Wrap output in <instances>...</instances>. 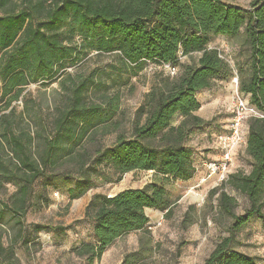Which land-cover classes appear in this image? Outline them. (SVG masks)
<instances>
[{
  "label": "trees",
  "instance_id": "obj_1",
  "mask_svg": "<svg viewBox=\"0 0 264 264\" xmlns=\"http://www.w3.org/2000/svg\"><path fill=\"white\" fill-rule=\"evenodd\" d=\"M241 29L249 63L238 71V88L262 116L249 118L250 170L231 173L226 182L250 205L235 213L231 195L210 190L218 191V210L231 220L228 234L201 264H258L257 256L232 243L253 215L264 223V0H251L247 7L229 0H0V264H18L14 245L27 243L30 231L47 228L33 223L28 229L24 221L36 184L47 187L61 178L74 199L98 176L115 181L132 170L153 172V180L141 187L112 196L96 192L88 199L83 214L92 221L96 244L79 250L90 258H99L116 238L145 228L146 208L169 211L165 183L170 177L188 180L195 171L186 145L204 123L196 114L195 93L230 71L218 49L209 46L210 36H235ZM93 52L116 56L120 73L135 75L148 62L175 69L152 83L135 109L130 133H118L110 145L95 139L111 130L119 94L108 93L110 86L96 69L63 73L65 61ZM194 52L200 53L196 62L177 71L179 54ZM47 80H58L62 92L51 114L24 93L29 84ZM176 115L181 118L172 124ZM5 226L11 230L7 244Z\"/></svg>",
  "mask_w": 264,
  "mask_h": 264
},
{
  "label": "rangeland",
  "instance_id": "obj_2",
  "mask_svg": "<svg viewBox=\"0 0 264 264\" xmlns=\"http://www.w3.org/2000/svg\"><path fill=\"white\" fill-rule=\"evenodd\" d=\"M247 7L251 0H229ZM209 46L216 47L228 62L230 71L213 79L210 87L198 90L195 95L200 103L196 111L204 123L193 129L186 145L191 151L194 174L188 180L170 177L165 183L169 200V211L160 208H146L148 222L143 229L132 230L108 245L99 258L80 254L82 244H96L92 221L84 216L86 202L93 193L115 194L126 188L141 187L153 180V172L132 170L124 173L119 180L98 176L85 193L71 199L67 184L55 179L47 187L35 185L36 196L28 209L24 221L28 229L33 223L47 225V228L32 235L24 244L14 245L18 264H201L215 243L228 234L231 218L217 207V192L226 191L235 201L234 212L243 213L249 207L247 196L227 183L229 174L248 172L251 160L245 152L249 118L262 115L255 107V114H246L242 131L244 139L232 151V159L223 178L219 174L207 177L206 163L217 161L221 156L220 139L228 131L234 114V104L241 98L249 106V95L239 91L238 71L247 70L249 49L244 30L235 36L211 35ZM199 52L190 55L179 54L177 71L182 66L196 62ZM63 73L71 76L86 73L91 69L103 72L104 81L110 86L109 94L118 93L119 108L108 123V133L100 132L95 140L102 145L114 142L118 133L128 135L135 119V109L143 101L152 83L163 73H170L167 67L146 63L137 74L119 71L120 61L112 54L90 53L83 59L65 61ZM171 74V73H170ZM1 87V83H0ZM27 96L39 101L44 111L51 114L62 97L58 80L31 83L24 90ZM20 100L18 101V103ZM20 107V106H19ZM181 116L176 115L172 124ZM205 178L204 180H202ZM217 188L211 194L210 190ZM264 212V197L261 198ZM57 227L56 229H53ZM3 241L8 243L11 230L5 226ZM233 247L258 257V264H264V223L253 215L236 233Z\"/></svg>",
  "mask_w": 264,
  "mask_h": 264
},
{
  "label": "built area",
  "instance_id": "obj_3",
  "mask_svg": "<svg viewBox=\"0 0 264 264\" xmlns=\"http://www.w3.org/2000/svg\"><path fill=\"white\" fill-rule=\"evenodd\" d=\"M171 74L175 72L173 67L166 66ZM234 114L228 125L227 133L221 137V156L217 161H208L206 163V168L208 171L207 177L213 174H219L220 178H223L224 173L227 171L229 163L232 159V151L236 145L241 143L244 139V134L242 131V124L246 114H255V108L249 106L241 98H237L234 104ZM262 116V115H260ZM203 178L202 180H204Z\"/></svg>",
  "mask_w": 264,
  "mask_h": 264
},
{
  "label": "water",
  "instance_id": "obj_4",
  "mask_svg": "<svg viewBox=\"0 0 264 264\" xmlns=\"http://www.w3.org/2000/svg\"><path fill=\"white\" fill-rule=\"evenodd\" d=\"M113 195V194H112ZM112 195H109V196H112Z\"/></svg>",
  "mask_w": 264,
  "mask_h": 264
}]
</instances>
